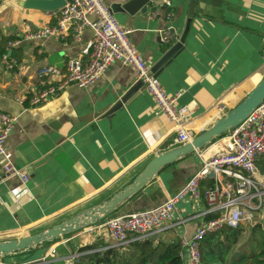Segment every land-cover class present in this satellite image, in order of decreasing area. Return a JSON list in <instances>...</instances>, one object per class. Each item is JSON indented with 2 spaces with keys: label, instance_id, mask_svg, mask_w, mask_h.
<instances>
[{
  "label": "crops",
  "instance_id": "crops-1",
  "mask_svg": "<svg viewBox=\"0 0 264 264\" xmlns=\"http://www.w3.org/2000/svg\"><path fill=\"white\" fill-rule=\"evenodd\" d=\"M60 1L0 0V44L7 41L3 55L17 61L14 69L8 70L0 57V111L18 116L7 146L13 165L29 175L26 181L19 175L0 181V240L50 228L109 199L156 154L173 147L178 134L174 121L153 113L154 100L146 89L127 103L117 104L139 81L136 70L120 62L110 64L87 88L73 83L48 101L31 104L33 95L53 81L40 75V68L56 65L65 69L73 57L86 59L83 49L93 36L92 28L86 27L79 41L71 35L31 38L39 28L56 25ZM127 1L105 0L110 7ZM170 1L171 5L166 0L160 6L150 3L146 13L122 8L114 12L118 22L132 30V44L151 67L172 42H164L161 31L171 27L175 41L189 17L190 0ZM9 41L18 44L8 47ZM263 76L264 0H195L184 47L158 79L168 94H179L178 104L189 108L190 126L198 135L241 102ZM219 140L163 168L138 200H129L112 215L166 201L199 170L200 154L212 155ZM4 162L0 156V173ZM257 166L264 177V154L258 157ZM205 209V199L187 197L178 204L170 226L150 241L153 245L180 243L185 263L182 240L191 238L206 220L207 215H201ZM257 220L239 225L244 228L243 235L232 246L228 264H247L257 242L262 245L264 229ZM83 230L29 253V259L47 252L51 245H57L61 257L86 245L97 244L100 249L114 246L106 231ZM244 236L246 243L242 244ZM6 258L13 261V257Z\"/></svg>",
  "mask_w": 264,
  "mask_h": 264
},
{
  "label": "built area",
  "instance_id": "built-area-1",
  "mask_svg": "<svg viewBox=\"0 0 264 264\" xmlns=\"http://www.w3.org/2000/svg\"><path fill=\"white\" fill-rule=\"evenodd\" d=\"M170 2L166 0L168 5H171ZM172 16L173 12H170L168 17ZM86 27L93 30L92 38L83 49L86 59L73 57L68 60L65 69L56 65L40 68V75L53 81L33 95L31 104L46 102L73 83L87 88L99 80L110 64L120 62L136 70L137 79L143 81L154 100L153 113L164 115L176 123L178 134L175 144L191 141L197 134L190 126L189 108L178 104L179 94L166 92L150 63L132 44L129 36L132 30L118 22L105 0H65L59 9L56 25L39 28L31 38L71 35L79 41ZM161 38L164 42L173 41L176 32L169 27L161 31ZM17 44L18 41H9L8 47ZM1 59L8 70L17 65L16 59L10 55L5 54ZM17 123V115L0 111V156L5 159L0 181L11 175H19L24 181L29 178L23 169L13 165L12 152L7 146V138ZM216 146L212 155L200 154L202 164L199 170L182 189L163 203L132 213L111 215L83 231L93 233L104 230L114 241V247L125 248L131 242L146 241L170 226L178 204L187 197L194 200L203 198L206 209L201 215L217 213L218 216L205 220L191 238L182 240L187 258L183 264H203L200 244L207 234L225 226L236 228L245 221L256 222L257 219H260L264 229V177L259 175L257 166L258 157L264 154V101L239 126L216 142ZM208 179L214 183L203 191L201 182ZM82 254L78 251L61 257L57 245H51L47 252L24 262L0 258V264H74Z\"/></svg>",
  "mask_w": 264,
  "mask_h": 264
},
{
  "label": "water",
  "instance_id": "water-1",
  "mask_svg": "<svg viewBox=\"0 0 264 264\" xmlns=\"http://www.w3.org/2000/svg\"><path fill=\"white\" fill-rule=\"evenodd\" d=\"M60 2L62 6L65 0H61ZM164 2L165 0H129L120 6L113 5L110 8L113 12H116L117 8H122L131 13L136 11L146 13L148 12V5L150 3L155 6H160ZM194 4L195 0H190L189 17L181 36L177 40L169 43V49L153 65L152 71L156 77L160 75L165 66L183 49L193 22ZM144 89L145 84L139 80L123 95L117 104L122 105L127 103ZM263 101L264 76L236 106L228 110L219 119L211 122L204 131L196 135L191 141L175 144L173 147L156 154L129 184L114 193L109 199L84 209L80 213L50 228L17 238L0 240V258L31 253L50 243L56 242L66 235L101 222L129 200L135 202L143 195V190L146 185L163 168L226 136L234 128L239 126Z\"/></svg>",
  "mask_w": 264,
  "mask_h": 264
},
{
  "label": "trees",
  "instance_id": "trees-1",
  "mask_svg": "<svg viewBox=\"0 0 264 264\" xmlns=\"http://www.w3.org/2000/svg\"><path fill=\"white\" fill-rule=\"evenodd\" d=\"M6 42L0 44V57L5 53ZM213 183L209 179L204 180L201 182V189L204 191ZM217 216V213L209 214L206 220ZM257 230L256 227L255 231ZM243 231V226L236 229L227 226L218 232L207 234L200 244L203 264H228L227 257L232 246L239 242ZM262 242V249L256 254L253 252L247 264H264V239ZM131 243L126 250L114 246L100 249L97 244L86 245L79 250L84 254L78 257L74 264H183L178 242H159L153 245V242L148 239L145 242Z\"/></svg>",
  "mask_w": 264,
  "mask_h": 264
},
{
  "label": "rangeland",
  "instance_id": "rangeland-1",
  "mask_svg": "<svg viewBox=\"0 0 264 264\" xmlns=\"http://www.w3.org/2000/svg\"><path fill=\"white\" fill-rule=\"evenodd\" d=\"M258 220H256V222H254V223H258L257 222ZM259 239V238H258ZM262 241V240H261ZM241 243L242 244H244V243H246V237L244 236V237H242V240H241ZM260 243V242H259ZM259 248V249H258ZM260 248L262 249V245H259L258 244V242H257V245H256V247H255V254L256 253H258L259 251H260ZM29 259V253H23V254H20V255H17V257H13V260L15 261V262H17V263H19V262H24V261H26V260H28Z\"/></svg>",
  "mask_w": 264,
  "mask_h": 264
}]
</instances>
